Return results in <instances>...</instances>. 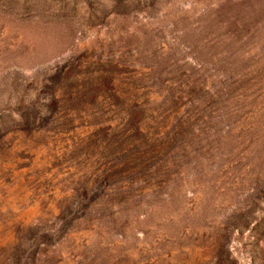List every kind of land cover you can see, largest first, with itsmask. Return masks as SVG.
Returning <instances> with one entry per match:
<instances>
[{
    "label": "rangeland",
    "instance_id": "374dc122",
    "mask_svg": "<svg viewBox=\"0 0 264 264\" xmlns=\"http://www.w3.org/2000/svg\"><path fill=\"white\" fill-rule=\"evenodd\" d=\"M0 264H264V0H0Z\"/></svg>",
    "mask_w": 264,
    "mask_h": 264
}]
</instances>
